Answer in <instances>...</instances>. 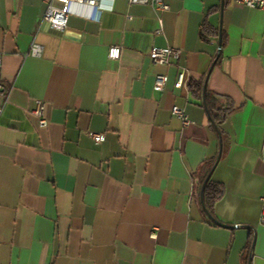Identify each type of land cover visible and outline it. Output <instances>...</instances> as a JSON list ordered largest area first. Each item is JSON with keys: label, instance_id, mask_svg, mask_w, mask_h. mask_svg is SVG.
<instances>
[{"label": "crops", "instance_id": "1", "mask_svg": "<svg viewBox=\"0 0 264 264\" xmlns=\"http://www.w3.org/2000/svg\"><path fill=\"white\" fill-rule=\"evenodd\" d=\"M166 5L77 8L59 32L45 0H0V264H264V11ZM166 47L179 59L155 65Z\"/></svg>", "mask_w": 264, "mask_h": 264}, {"label": "built area", "instance_id": "2", "mask_svg": "<svg viewBox=\"0 0 264 264\" xmlns=\"http://www.w3.org/2000/svg\"><path fill=\"white\" fill-rule=\"evenodd\" d=\"M47 4V10L43 17V20L47 22L50 27L56 31L64 32L68 26V21L71 16L77 14V8H88L91 13L88 19L99 21L101 14L106 11H113L114 0H45ZM234 4L249 9H261L264 11V0H233ZM130 4L147 5L151 4L162 11H167L168 6L166 0H129ZM42 53V46L33 43L25 54V57H39ZM181 55L180 50L174 47L155 48L151 52V60L155 65L168 66L173 60H178ZM109 59L119 60L121 57V47L112 46L108 53ZM2 53H0V98L4 100L3 106L0 108V112L3 110L5 104L8 101L11 88L9 85L3 82L1 79L2 71ZM186 80V71L182 69L178 75L177 88H181ZM167 77L165 75H157L154 83V90L159 93H163L166 89ZM33 115L39 120L41 127H46L48 121L45 118V103L39 101L36 108L33 110ZM173 116L181 120L184 128H188L193 124L189 119L185 111L179 107H173ZM94 143L100 145L104 137L99 134H90ZM263 212L260 220V224L264 226V196L261 199Z\"/></svg>", "mask_w": 264, "mask_h": 264}, {"label": "trees", "instance_id": "3", "mask_svg": "<svg viewBox=\"0 0 264 264\" xmlns=\"http://www.w3.org/2000/svg\"><path fill=\"white\" fill-rule=\"evenodd\" d=\"M198 88L200 89V91H202L203 84L198 85ZM208 98L209 95L206 93L207 104L209 105V109H210V102ZM205 195L207 197V201L209 202V206L210 205L212 206L220 198L221 190L215 185H213L210 181H208L205 185Z\"/></svg>", "mask_w": 264, "mask_h": 264}]
</instances>
